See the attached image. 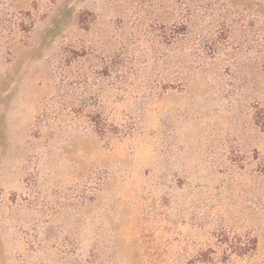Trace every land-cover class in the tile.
Instances as JSON below:
<instances>
[{
    "label": "rangeland",
    "instance_id": "1",
    "mask_svg": "<svg viewBox=\"0 0 264 264\" xmlns=\"http://www.w3.org/2000/svg\"><path fill=\"white\" fill-rule=\"evenodd\" d=\"M160 2L0 0V264H264L261 59L183 82Z\"/></svg>",
    "mask_w": 264,
    "mask_h": 264
},
{
    "label": "trees",
    "instance_id": "2",
    "mask_svg": "<svg viewBox=\"0 0 264 264\" xmlns=\"http://www.w3.org/2000/svg\"><path fill=\"white\" fill-rule=\"evenodd\" d=\"M160 4L162 20L152 23L150 43L157 45L165 62L172 60L183 82L218 63L228 62L229 70L250 57L260 58L264 68L260 41L264 0H163ZM183 82L177 86L183 87ZM257 119L264 132V113ZM97 127L95 122L96 131ZM246 252L235 248L230 254L243 256Z\"/></svg>",
    "mask_w": 264,
    "mask_h": 264
}]
</instances>
